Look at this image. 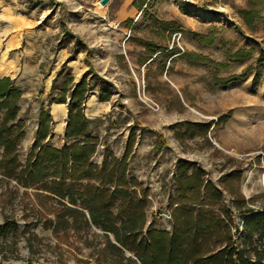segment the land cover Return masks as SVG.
Masks as SVG:
<instances>
[{"label":"rangeland","instance_id":"374dc122","mask_svg":"<svg viewBox=\"0 0 264 264\" xmlns=\"http://www.w3.org/2000/svg\"><path fill=\"white\" fill-rule=\"evenodd\" d=\"M101 1L0 0V79L23 91L20 162H27L43 107L54 121L46 144H67L68 108L58 100L66 83L70 89L86 79L84 110L101 140L93 163L107 149L123 158L131 148L129 176L149 192L146 232L172 230L175 178L186 164L204 169L218 187L241 171V195L263 209L264 21L250 28L241 14L254 0ZM10 16L33 26L8 30ZM58 203L0 174V264L131 257L116 254L114 237L81 219L60 222Z\"/></svg>","mask_w":264,"mask_h":264},{"label":"trees","instance_id":"16d2710c","mask_svg":"<svg viewBox=\"0 0 264 264\" xmlns=\"http://www.w3.org/2000/svg\"><path fill=\"white\" fill-rule=\"evenodd\" d=\"M253 4L241 12L250 28L264 21V0ZM243 54L238 53V58ZM69 85L63 86L58 100L62 104L70 99L67 144L61 148L46 144L54 121L43 107L24 165L19 158L25 137L20 117L23 91L15 80L0 79V174L4 178L56 197L60 222L81 219L85 226L101 229L107 239L113 236L116 243L109 245L116 254L128 251L131 257L126 263L111 264H264V208L248 206L240 192L243 173L239 170L218 187L206 179L201 167L182 165L171 198L172 230L146 232L149 192L129 176L131 148L123 158L107 149L102 163H93L101 140L91 134L92 122L84 110L91 89L86 79L70 89Z\"/></svg>","mask_w":264,"mask_h":264},{"label":"crops","instance_id":"0c3cea01","mask_svg":"<svg viewBox=\"0 0 264 264\" xmlns=\"http://www.w3.org/2000/svg\"><path fill=\"white\" fill-rule=\"evenodd\" d=\"M32 26H33L32 25V22L28 18H25V17H22V16H10L9 17V25L7 27H8V30H13L15 32H18L19 31V32L22 33V32L29 31V29H31ZM14 42L15 41H13V40L10 42V47L11 48L15 46V43ZM72 63L75 64L74 61ZM73 64L70 65V68H75L77 66V65H73ZM76 82L78 83V81H76ZM88 101L86 103V109H87ZM69 104H70V99L68 98L66 103H62L60 105H66L67 108H68L67 110L69 112Z\"/></svg>","mask_w":264,"mask_h":264},{"label":"water","instance_id":"95a60500","mask_svg":"<svg viewBox=\"0 0 264 264\" xmlns=\"http://www.w3.org/2000/svg\"><path fill=\"white\" fill-rule=\"evenodd\" d=\"M109 1H110V0H102V1H101V4L105 6V5H107V4L109 3Z\"/></svg>","mask_w":264,"mask_h":264}]
</instances>
